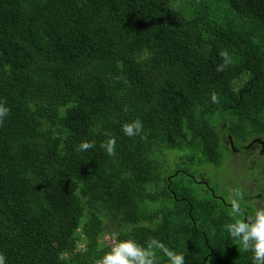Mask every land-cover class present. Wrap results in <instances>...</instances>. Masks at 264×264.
I'll use <instances>...</instances> for the list:
<instances>
[{"label": "trees", "instance_id": "obj_1", "mask_svg": "<svg viewBox=\"0 0 264 264\" xmlns=\"http://www.w3.org/2000/svg\"><path fill=\"white\" fill-rule=\"evenodd\" d=\"M0 101L6 264H98L107 234L252 264L229 193L197 175L259 144L264 164V0H0Z\"/></svg>", "mask_w": 264, "mask_h": 264}, {"label": "clouds", "instance_id": "obj_2", "mask_svg": "<svg viewBox=\"0 0 264 264\" xmlns=\"http://www.w3.org/2000/svg\"><path fill=\"white\" fill-rule=\"evenodd\" d=\"M221 55L225 56V64H227L226 53L222 52ZM211 100L213 103L218 102L216 94H212ZM10 111L11 109L3 101H0V126L4 124ZM122 131L128 137L141 136L144 131L143 122L137 118L125 123ZM79 147L81 150H88L95 145L92 142H82ZM101 148L109 156H115L116 139L110 137L101 144ZM232 213L233 220L224 226L225 231L243 251L252 253V264H264V208H258L253 216L238 219L242 215V209L238 201L234 200ZM108 242L112 246L111 250L104 253L98 264H159L157 250L167 257L168 264H186L184 253L170 249L158 239L153 238L146 244H140L134 239L116 241L115 237H111ZM0 264H6V257L3 253H0Z\"/></svg>", "mask_w": 264, "mask_h": 264}, {"label": "rangeland", "instance_id": "obj_3", "mask_svg": "<svg viewBox=\"0 0 264 264\" xmlns=\"http://www.w3.org/2000/svg\"><path fill=\"white\" fill-rule=\"evenodd\" d=\"M231 150H234V148H231ZM262 152V144H259L250 155L246 154L244 150L241 152L232 151L231 154L229 152V164L225 171H221V173L216 168L206 167L202 173L198 174V178L202 183L207 182L211 184L212 182H221L225 191L229 193L228 199L232 201L237 200L244 210H248L249 216H253L258 206L259 208H264V194H262V191H264V164ZM177 159H179V154L171 155L169 160L172 169L176 167L177 164L173 162H176ZM240 185H243L247 189L243 191ZM227 186H231V188ZM237 193L242 196L243 201L238 199ZM223 195L226 197V194ZM250 206L253 209H247ZM111 237H113V234H107L102 239V242L108 243V239Z\"/></svg>", "mask_w": 264, "mask_h": 264}, {"label": "flooded vegetation", "instance_id": "obj_4", "mask_svg": "<svg viewBox=\"0 0 264 264\" xmlns=\"http://www.w3.org/2000/svg\"><path fill=\"white\" fill-rule=\"evenodd\" d=\"M197 177H198V175H197Z\"/></svg>", "mask_w": 264, "mask_h": 264}]
</instances>
